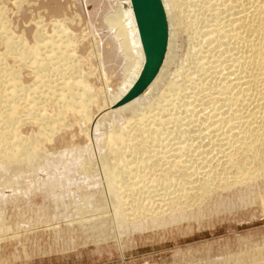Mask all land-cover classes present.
Here are the masks:
<instances>
[{
  "label": "rangeland",
  "instance_id": "rangeland-1",
  "mask_svg": "<svg viewBox=\"0 0 264 264\" xmlns=\"http://www.w3.org/2000/svg\"><path fill=\"white\" fill-rule=\"evenodd\" d=\"M161 1L169 31L164 63L143 95L113 110L145 65L130 0H0L2 31L5 32L1 39L19 38L22 50L30 53L29 61L21 67L15 56L3 62L7 68L17 69L22 88L31 89L39 82L32 67L38 60L42 67L41 58L51 54L50 48L41 44L46 37L50 40V36H54V26L61 22L75 38L74 44L66 45L74 60L71 64H78V76H86V87L94 97L89 108L90 118L86 121L89 125L85 122L88 133L82 132L81 129H86L85 123H81L79 110L73 108L64 119L52 125V138L44 137L29 120H19L18 133L23 138L34 139V146L42 152L44 160L35 176L27 169L9 171L0 166V243L5 244H0V255L7 259L2 264H250L259 259L257 253L264 256V177L240 183L237 185L240 188L235 186L231 191L216 189L221 178L230 174L228 179H234H230L234 171L225 169L223 163L225 153H235V139H229L224 128L220 131L223 136L219 131L214 130V133L215 125L207 130L208 123L215 119L212 122L200 117L201 110L215 105L209 100L202 101L207 88L219 89L228 81L223 75L216 78L212 58L220 54L217 53L220 49H213L215 46L208 40L213 34L206 32L217 26L211 9L219 1L181 0L182 11L178 6L175 12L171 0ZM189 11L196 21L188 28ZM35 33L39 39L34 38ZM13 42L19 45L17 40ZM185 47H192L190 58L184 56ZM5 50L3 41L0 54ZM175 62L181 67L176 75L179 87L170 90L166 76L171 75ZM62 63L65 66L66 61ZM55 77L50 74L46 86L52 82L54 86ZM60 81L57 77L56 85ZM149 92L156 99L143 101ZM24 97L21 103L26 102ZM43 100L40 94L39 108L51 114V107ZM139 102L143 103L141 109L137 108ZM26 116L23 115V119ZM111 134L125 135L124 146L110 149L108 136ZM120 160L127 163L120 165ZM209 168H216L215 173L220 176L204 179L214 184L205 198L201 194L202 184L197 180L205 182L203 177ZM118 174L120 181L115 183ZM243 195L247 198L243 199ZM141 207L144 211L147 209V215L141 217L146 218L144 222H151L148 225L141 217L135 220L136 217L129 214ZM156 216L159 217L157 224L154 223ZM168 216L180 217L177 220L172 217V222L166 220ZM83 217L110 219L104 239L96 240L99 244L90 231L83 232L75 221L69 227L71 220ZM162 218L168 222L163 223ZM135 222L142 226L135 230ZM56 227H60L57 232L53 230Z\"/></svg>",
  "mask_w": 264,
  "mask_h": 264
},
{
  "label": "bare ground",
  "instance_id": "bare-ground-1",
  "mask_svg": "<svg viewBox=\"0 0 264 264\" xmlns=\"http://www.w3.org/2000/svg\"><path fill=\"white\" fill-rule=\"evenodd\" d=\"M171 1H172L173 12H175V10L178 8V6H179L180 10L182 11L181 0H171ZM217 1H219V3L211 9V10H213V13H211V16L213 14V16L215 17L214 19L217 20L216 21L217 26L214 28L212 27L213 29L210 31L206 30V32H208L210 35L213 34L212 36L208 37L209 44L215 46V47H213V49L214 48H216L217 50L220 49L217 51V53H220V54L222 53L224 55V58H223V56L221 57L222 54L221 55L218 54V55H220L221 59L218 55L217 56L214 55V58H212L213 62L211 60L212 67L215 68L214 72L216 73V78H218L219 76H220L219 78H221V75H223L222 77H224L226 79V81L228 79V81L226 83H224L223 86H221L219 89L215 88L216 89L215 90L212 87L210 89L207 88L208 89L207 93L205 92L206 95L204 93V95H202L203 97L201 96L202 101L204 100V102H205V100H206V102H207V100H209V101L213 102V104H215V105L217 104V106L213 105L211 109L207 108L206 110L204 108L203 110H201L202 116H200V117H203V118L205 117L206 120H208V121H212V119H215V121L213 120L214 122L212 121L213 123H208V126L206 125L207 130H209L208 128H210L212 126L214 127V125H215L216 129L214 128L212 130L213 127L210 128L213 132L215 130L216 132L219 131V133H220V131H222V129L224 128L225 130L223 129V131H225L226 133L228 132L226 136L229 139L230 138L235 139V148H233L235 153H233L232 151L229 153H225L226 159L224 160V163H223V165L225 164V169L229 168L228 170L234 171V172H232V173H234V175L230 177V179L232 177L234 179L229 180L228 176L230 174L228 173L229 175L225 176L224 179L221 178L220 180L222 182L218 183L219 185L216 186V189H220V190H224V191H225V189H230V191H231L233 187L237 186L240 183L247 182V181L251 182L252 179H255L256 177H259V176L264 177V0H217ZM184 12H182V13H184ZM189 13H191V11H189ZM191 14H189L190 16L188 17L189 18L188 19L189 20L188 21L189 22L188 28L192 24L191 22L194 21V16H193L194 14H192V15ZM207 21H209V20H207ZM218 21H220V22H218ZM221 25H223V26L221 27ZM210 26H211V24H210ZM3 27H4V22L2 21V12L0 11V44H2L3 41L6 42V50L3 54H0V90H1V93H0V166L6 170H9V171H11L12 169H14V170H17V169L26 170L27 169L29 172H31L33 174V176H35V174L39 173L38 171L41 169V166H42L41 164H42V161L44 160V157L42 156V152H39L36 149L38 147H36V145L34 146V139L23 138L20 135V133H18L19 120L20 119L23 121L29 120L28 123L31 126H36L38 128L39 133L42 132V135L44 137L52 138L53 134H54V128L52 125H55V123L64 119V117L66 116V114L70 108L79 110V112L83 118V121L81 123H85L86 121H88L90 118V116H89L90 103L94 97H93V94H90L89 89L86 87V84H87L86 76L85 75L84 76H78L77 70L80 68L78 66V64L77 65L71 64L72 61H74V60H72V56H71L69 50L66 49V45L68 42H71L74 44L75 38H73V34L70 33L69 29L66 28L65 26H63L61 24V22H58V24L54 26V34H53L54 36H50V40H48L46 37V41H44L41 44V47H49L51 54L50 55L46 54L43 58H41L39 64L40 65L42 64V67H40L38 65L39 60L37 62H34L32 69H33V73L36 74L37 77L39 78V82H37L36 86H34L31 89H23L22 88L21 84L18 81L17 69L7 68V67L3 66L4 60L7 59L9 56H15L17 58V62L20 65L18 67L23 66V64H25L30 59V53L22 50V48L20 47L21 43H22L21 39H19V38H7V39L3 38V39H1V37H2L1 34L5 33L4 31H2ZM203 27H205V26H203ZM208 29H210V28H208ZM34 35H35L34 36L35 39H37V38L39 39V35L37 33H35ZM16 40L19 42V45L13 42ZM41 40H45V38H41ZM135 43H137V42H135ZM191 50H192V47H189V48L185 47L184 56H186L187 58H190L193 54V53H191ZM124 52H127V51H124ZM142 52L144 53V51H142ZM143 57L145 58V55ZM69 60H71V61H69ZM64 61H66L65 66H62V64H63L62 62H64ZM67 61H69V62L67 63ZM144 62H145V60H144ZM175 64H176V62H175ZM175 64H174V68L171 71V75L169 74L166 76L167 77L166 81H167V83H169V85L171 87L170 90H176V88L178 89V87H179V84H177L176 75L179 72V70L181 69V67L178 66L177 64L176 65ZM214 64H216V65L214 66ZM66 68H67V70H66ZM64 69H65V71H64ZM50 74H52V76L55 75L56 80H57V77H58V80H61L58 85H56V82H55L56 80H55L54 86H53V82H52V84H49L46 86V81H47L46 79L49 77ZM217 75H219V76L217 77ZM222 83H223V81H222ZM45 86H46L45 91H42V88H44ZM57 90H59V91L56 92ZM146 91H147V89H146ZM25 93H28V94L26 95ZM149 93L150 94H148L146 99L143 101H145V102L146 101H154L156 99V97L152 94V92H149ZM40 94L45 100V101L43 100V102H45V104L47 106L51 107V109H52L51 114L44 111L43 107L39 108L37 98L39 97ZM23 96H25L24 98H26V102L21 103L20 101H21ZM142 104L143 103L139 102V104H137V108L141 109L140 107ZM207 104H209V103H207ZM115 105L113 107H115ZM211 105H212V103H211ZM19 109L20 110L22 109V111L20 112ZM24 110H25V112L27 111L26 112L27 114H25ZM139 112H141V111H139ZM226 114H228V117H224V115H226ZM23 115H28V116H26L27 118L23 119L25 117V116L22 117ZM209 119H211V120H209ZM223 121H225V122H224V125L221 127V125L223 124ZM86 123H85V127H86ZM81 130H82V132L88 133V126L86 127V129H81ZM221 135L223 136L224 134H221ZM124 137H125V135H123V137H122L121 134L109 135L108 139L110 140V143H111L110 149H113V148L117 149V148H119L118 146L123 147L125 144L124 143V141H125ZM227 137H225V138H227ZM218 140H220V139H218ZM233 143H234V141H233ZM232 146L234 147L233 144H232ZM178 149L180 150L181 147ZM113 152H115V151H113ZM221 161H223V160H221ZM118 162L120 165L127 163L123 160H120ZM208 163H209V161H208ZM119 167H121V166H119ZM215 169L211 170V168H209V172H205L206 174L204 173L205 177L202 176L203 181H205L204 180L205 178H209V180H210L211 176H213V179H215L216 177H219L220 175H219V173H215L216 172ZM38 180H41V179L38 178ZM185 180H187V178H185ZM195 180H197V179H195ZM209 180L205 181V182H202V179L197 180V181H200L202 184L201 185V191H202L201 194H204V195L206 194L207 197H208V193H211V191L213 190V186H214V184L212 182H210ZM220 180H218V181H220ZM118 181H120L119 174H118V177H116L114 179L115 183H117ZM197 181H194V182H197ZM46 182H48V181H46ZM213 182H214V180H213ZM256 182H257V180H256ZM252 183H253V181H252ZM252 183H251V185H252ZM198 184H200V183H198ZM182 185H184V184H182ZM246 185H245V187H247L249 184L247 186ZM253 185H255V184H253ZM47 186H49V184ZM196 186H198V185L196 184ZM32 187H34V186H32ZM237 187L240 188V186H237ZM250 187H249V189H250ZM247 188H245L246 193L248 191ZM255 189H257V188H255ZM184 190H185V188H184ZM184 190H182V191L184 192ZM197 191H199V190H197ZM197 191H195V193ZM252 191H253V189H252ZM252 193L255 195L254 192H252ZM206 195L204 196L205 198H206ZM244 195H243V199H246L247 197H244ZM258 195H259V193L257 194V196ZM251 198H252V196L250 197V199ZM250 199H249V201H250ZM203 200L205 201V199H203ZM222 200H223V198H222ZM185 201H187V200H185ZM246 201L247 200H245V202ZM165 202H166V200H165ZM137 204H138V202H137ZM172 204H174V203H172ZM132 206H134V205H132ZM168 207H170L169 210L172 209L171 205ZM143 209H144V207L143 208L141 207L140 209H134L133 212L129 213V214H132L133 217L135 216L136 218L135 217L134 218H135V220H137V218L141 217V215L142 216L147 215L146 214L147 209H145V211ZM175 209H177V208H175ZM169 212H171V211H169ZM161 214H163V212ZM185 214H186V212H185ZM149 215H151V214H149ZM184 215H182V216H184ZM161 217H163V216L161 215ZM168 217L166 218V220H169L174 216H170L169 218ZM188 217H189V215H188ZM151 218H152V215H151ZM158 218L159 217L156 216V218L154 219L156 221L154 223H156V222L158 223V221H157V220H159ZM144 219H146V218H144ZM144 219H143V222H144ZM162 219H164V218H162ZM109 220L107 218L102 219V218H96V217L89 218L88 220H86L83 217V218L77 219V220L73 219V220H71L72 222H69L68 224H70L69 225V227H70L72 225V223H74V221H75L77 224L81 225V230L83 232H89L90 231L93 234L92 236L95 238V241L96 240L99 241L101 238L104 239V237H105V233H106L105 230L107 229V223ZM151 221H153V220H151ZM162 221H163V223L168 222V221H165V219ZM139 222H142V220ZM149 222L148 223L144 222V224L146 223L148 225ZM172 222H173V220H172ZM175 222H177V221H175ZM124 223H126V221ZM159 223H160V221H159ZM108 224H110V222ZM130 224H131V221H130ZM132 224H133V222H132ZM64 225H65V223H64ZM111 225H113V224H111ZM117 225H120V224H117ZM66 226H68V225H65V227ZM75 226H74V228H75ZM141 226H142V224L138 225L136 223V225H134L133 227L136 230L138 227H141ZM116 227H117L116 229L120 228L118 226H116ZM124 227H125V224H124ZM133 227L130 226L129 228H133ZM57 228L58 227L53 228V230H55L57 232ZM62 228L63 227H61V229ZM42 229H44V228H42ZM68 229H70V228H68ZM79 229L80 228L78 227V230ZM0 230H1V228H0ZM78 230H76V231H78ZM123 230H125V229H123ZM2 231H3V229H2ZM38 231H39V229H38ZM42 231H44V230H42ZM69 232H71L73 234L72 231H69ZM46 233H48V230ZM16 235H18V234H16ZM28 235L29 234L27 233V236ZM38 235H40V234H38ZM49 235H50V233H49ZM58 235L60 236V234H58ZM87 235L90 236L91 234H87ZM112 235H114V234H112ZM55 236L56 235H54V238H55ZM78 236H76V237H78ZM86 236H85V238H86ZM22 237H23V235H22ZM70 237H71V235H70ZM15 238H14V241H15ZM24 238L26 241V237H24ZM61 238H63V237H60V239ZM74 238H75V236H74ZM74 238H72V239H74ZM63 239H65V237ZM5 240L4 241L2 240V241L6 242ZM36 240H38V238H36ZM36 240L34 239V241H36ZM57 240H59V239H57ZM70 240L71 239H69V241ZM0 241H1V238H0ZM59 241H62V240H59ZM89 241H91V240H89ZM101 241L102 240H100V242ZM16 242L17 241H15V243ZM39 242H40V240H39ZM95 243L99 244V242H97V241ZM3 244H1V245H3ZM23 245H24V243H23ZM65 246H67V245H65ZM8 247L9 246H7V248ZM1 248H3V247H1ZM4 248H6V247H4ZM9 248H11V247H9ZM39 251H40V249H39ZM258 251H259V249H258ZM0 252H1V250H0ZM2 252H5V251H2ZM257 254L259 256V259L257 261H253V263L254 264H264V256L263 257L261 256L262 253L261 254L257 253ZM1 255H0V264H2L4 262V259H6V258L3 259L1 257ZM230 259H231L230 261H232L231 257H230ZM242 260H245V259H242ZM239 261H240V259H239ZM248 261H246V262H248ZM251 262L252 261H250V264H253ZM216 263H217V261H216ZM210 264H213V262ZM248 264H249V262H248Z\"/></svg>",
  "mask_w": 264,
  "mask_h": 264
},
{
  "label": "water",
  "instance_id": "water-1",
  "mask_svg": "<svg viewBox=\"0 0 264 264\" xmlns=\"http://www.w3.org/2000/svg\"><path fill=\"white\" fill-rule=\"evenodd\" d=\"M136 18L141 45L145 55V65L138 80L130 91L119 100L115 107H121L144 94L156 79L168 49V19L161 0H130Z\"/></svg>",
  "mask_w": 264,
  "mask_h": 264
}]
</instances>
